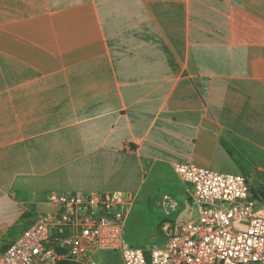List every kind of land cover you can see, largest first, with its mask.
<instances>
[{
    "label": "crops",
    "instance_id": "0c3cea01",
    "mask_svg": "<svg viewBox=\"0 0 264 264\" xmlns=\"http://www.w3.org/2000/svg\"><path fill=\"white\" fill-rule=\"evenodd\" d=\"M186 163L264 185V0H0V249L51 193L177 228Z\"/></svg>",
    "mask_w": 264,
    "mask_h": 264
},
{
    "label": "built area",
    "instance_id": "2783aa9c",
    "mask_svg": "<svg viewBox=\"0 0 264 264\" xmlns=\"http://www.w3.org/2000/svg\"><path fill=\"white\" fill-rule=\"evenodd\" d=\"M175 171L192 186L196 215L177 228L163 224L162 246L127 245L130 192L51 193L48 209L0 249V264H98L97 252L120 253L124 264H264L263 206L246 177L191 163Z\"/></svg>",
    "mask_w": 264,
    "mask_h": 264
},
{
    "label": "rangeland",
    "instance_id": "374dc122",
    "mask_svg": "<svg viewBox=\"0 0 264 264\" xmlns=\"http://www.w3.org/2000/svg\"><path fill=\"white\" fill-rule=\"evenodd\" d=\"M250 183L254 189L258 187V185L254 184L251 179ZM189 187L192 189L190 185ZM152 203V201H148L146 199H138L136 208H134V211L129 217V225L131 235L139 240L140 243L138 244V246H133L127 243L128 246L134 248H146L148 246H151L152 244H156L159 246H162L164 244L165 238L160 231L157 232V230H159L160 228V226L157 225L158 218H160L161 216L163 217L164 214L156 209L154 204ZM261 205L263 207L260 213L262 216H264V204ZM194 210L195 208L192 209L191 206L185 203L183 204V206L181 204L178 212L174 213L171 217H166L167 219L165 220L177 223L187 221L196 211ZM95 260L98 264H124L121 254L116 252H97L95 255Z\"/></svg>",
    "mask_w": 264,
    "mask_h": 264
},
{
    "label": "trees",
    "instance_id": "16d2710c",
    "mask_svg": "<svg viewBox=\"0 0 264 264\" xmlns=\"http://www.w3.org/2000/svg\"><path fill=\"white\" fill-rule=\"evenodd\" d=\"M253 198H255L259 203L264 204V185L258 186L256 189L251 188L250 191ZM68 264V263H62Z\"/></svg>",
    "mask_w": 264,
    "mask_h": 264
}]
</instances>
